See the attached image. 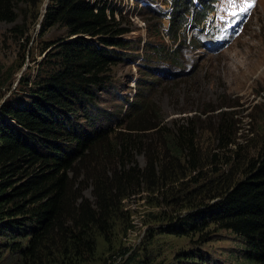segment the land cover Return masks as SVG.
<instances>
[{"label": "trees", "instance_id": "1", "mask_svg": "<svg viewBox=\"0 0 264 264\" xmlns=\"http://www.w3.org/2000/svg\"><path fill=\"white\" fill-rule=\"evenodd\" d=\"M42 3L0 0V21L21 17L26 23L34 8L35 22L42 16V34L58 25L66 29L44 63L45 77L31 88L26 83L23 96L0 104V264H95L99 238L108 244L115 238L123 201L164 192L180 181L178 170H186L185 177L197 173L191 182L196 188L188 192L196 202L183 226L175 222L171 231L178 236L229 231L242 241L246 264H264V135L253 155L243 154L241 144L232 151L236 132L221 114L210 129L216 143L210 149L212 162L230 150L233 157L222 161L231 165L230 173L199 185L204 148L192 119L168 127L151 102H132L117 126L100 123L99 91L122 59L117 49L128 45L122 37L130 30L120 27L106 3L51 0L43 15ZM194 3L174 0L166 35L175 43ZM216 9L200 3L191 12L195 28ZM89 186L94 202L84 195ZM128 251L121 253V264L152 263L150 255L127 256Z\"/></svg>", "mask_w": 264, "mask_h": 264}, {"label": "rangeland", "instance_id": "2", "mask_svg": "<svg viewBox=\"0 0 264 264\" xmlns=\"http://www.w3.org/2000/svg\"><path fill=\"white\" fill-rule=\"evenodd\" d=\"M91 1L106 3L120 27L130 30L122 37L128 45L117 49L122 59L111 67L99 91L101 125L117 126L132 102H151L168 127L188 125L192 119L200 128L204 148V178L199 185L229 175L231 165L222 166L223 157H233L230 150L237 145H242L247 157L254 154L264 135V0H192L195 6L186 14L189 22L177 43L166 35L174 0ZM50 3L43 0L42 15ZM200 3L217 11L195 28L191 12ZM35 12L32 8L26 23L21 17L15 23L0 21V104L23 96L26 83L31 88L45 77L49 68L44 63L66 34L59 25L42 34V16L35 22ZM221 114L236 132V143L212 162L210 148L216 143L210 129ZM136 158L145 166L143 155ZM186 172L178 170L180 181L164 192H143L123 201L124 215L115 238L111 244L99 238L95 264H121L126 249L127 256L150 255L151 264H246L242 241L229 231L186 236L171 231L175 222L181 221L183 226L191 213L189 205L196 202L188 192L196 188L191 182L197 173L185 177ZM241 172L234 173L240 178ZM84 195L95 201L92 186Z\"/></svg>", "mask_w": 264, "mask_h": 264}, {"label": "snow or ice", "instance_id": "3", "mask_svg": "<svg viewBox=\"0 0 264 264\" xmlns=\"http://www.w3.org/2000/svg\"><path fill=\"white\" fill-rule=\"evenodd\" d=\"M251 5H249V7H250Z\"/></svg>", "mask_w": 264, "mask_h": 264}]
</instances>
